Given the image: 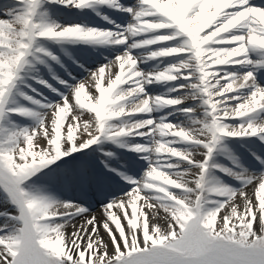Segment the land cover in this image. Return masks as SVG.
<instances>
[{
  "label": "snow or ice",
  "instance_id": "snow-or-ice-1",
  "mask_svg": "<svg viewBox=\"0 0 264 264\" xmlns=\"http://www.w3.org/2000/svg\"><path fill=\"white\" fill-rule=\"evenodd\" d=\"M0 264H264V0H0Z\"/></svg>",
  "mask_w": 264,
  "mask_h": 264
},
{
  "label": "bare ground",
  "instance_id": "bare-ground-1",
  "mask_svg": "<svg viewBox=\"0 0 264 264\" xmlns=\"http://www.w3.org/2000/svg\"><path fill=\"white\" fill-rule=\"evenodd\" d=\"M252 2H254L253 0H252ZM254 3H256V4H259V3H261V2H254ZM64 19H73L72 17H64ZM93 66H95V61L93 60V63H91ZM129 107H134V105H130ZM64 134H65V131H64ZM66 135V134H65ZM249 191H251V189H249ZM129 211H130V209H129ZM92 214L93 215H96L98 218H100V219H103V216H102V209H101V207H100V204H99V202H96L95 203V205H92ZM162 216H163V214H161V219H159V220H155V221H152L153 223H158V224H160L161 225V227H164V226H166V222L163 220V218H162ZM67 231L70 233L71 231H72V228L71 227H68L67 228ZM105 238V240H107L108 239V237L107 236H105L104 237Z\"/></svg>",
  "mask_w": 264,
  "mask_h": 264
},
{
  "label": "rangeland",
  "instance_id": "rangeland-1",
  "mask_svg": "<svg viewBox=\"0 0 264 264\" xmlns=\"http://www.w3.org/2000/svg\"><path fill=\"white\" fill-rule=\"evenodd\" d=\"M65 134H66V129H65ZM39 143H40L41 145H43V144L45 143V141H44L43 139H41V140L39 141Z\"/></svg>",
  "mask_w": 264,
  "mask_h": 264
}]
</instances>
